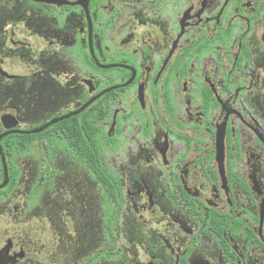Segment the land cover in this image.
Returning a JSON list of instances; mask_svg holds the SVG:
<instances>
[{"label":"flooded vegetation","instance_id":"af4514ba","mask_svg":"<svg viewBox=\"0 0 264 264\" xmlns=\"http://www.w3.org/2000/svg\"><path fill=\"white\" fill-rule=\"evenodd\" d=\"M48 1L0 0V264H264V0Z\"/></svg>","mask_w":264,"mask_h":264},{"label":"rangeland","instance_id":"374dc122","mask_svg":"<svg viewBox=\"0 0 264 264\" xmlns=\"http://www.w3.org/2000/svg\"><path fill=\"white\" fill-rule=\"evenodd\" d=\"M44 81L46 80L42 78V83ZM22 95L19 93H10V91L9 93L5 92L4 94H0V104H1V101L5 100L7 97L11 100V102H15ZM45 96H47V94L37 93L35 98H38V101H41L42 103H44ZM0 108H1V105H0ZM49 118H50V115L41 116L36 121H31L29 123H26L25 125H23L22 128L25 130L37 128L40 125L46 123L49 120ZM61 125H62L61 123H57L56 125L49 127L46 131L42 133L40 137H42V143L44 146L48 145V142L51 140L50 139L51 136L49 138L48 135H52V134L54 135L55 132H60ZM53 139L55 142L59 144L61 143L59 139H56V138H53ZM8 141L12 143L13 146L20 147L19 142H23L24 144L29 145L30 138L24 137V136H13L9 138ZM35 143L37 145L33 149L35 153L37 154V152L40 149V146H39L40 141H35ZM19 150L22 151L23 148L20 147ZM102 207L103 206H100V208ZM47 210H48L47 200L44 198L43 200H41L40 204H37V211H36V219H37L36 223L40 230L47 229L48 225L50 224L46 221V216L48 213ZM95 220L93 221L92 219L90 220V219L85 218V221L83 222L82 225L79 224L77 220L69 222V231L64 233L65 241L67 242L66 245L68 246V248L64 250V254H68V252L70 253L71 252H74V253L85 252L86 253L85 258H86L90 256V254H92V250L94 247H97L98 242H99L100 248L102 249L110 248L111 243L109 242L108 238H106L102 232V229H103L102 222H100V225H102V227H100L99 237L97 236V231L99 230V227H98V223L95 222ZM52 225H54V227L57 226V222H53ZM59 225L58 226L60 228L66 229V225L64 221H60ZM60 228H57L56 230H59ZM136 240L137 238L134 237V241ZM64 245H65V242H64ZM133 253H134V259L137 262L136 258L139 254L136 253V248H133ZM43 257H44V260H46V256H43ZM127 260H128V257L124 255H120V256H117L115 259H101L100 263L101 264H125Z\"/></svg>","mask_w":264,"mask_h":264},{"label":"water","instance_id":"95a60500","mask_svg":"<svg viewBox=\"0 0 264 264\" xmlns=\"http://www.w3.org/2000/svg\"><path fill=\"white\" fill-rule=\"evenodd\" d=\"M38 1H48V0H38ZM48 2H49V1H48ZM105 92H106V91H105ZM88 105H89V103H87L84 107H86V106H88ZM78 112H79V111H77L76 113H78ZM67 117H68V116H66V117H60V118H58V119H54V120L50 121L49 123H47L46 125H44V126L38 128V129H35V130L31 131V132H22V133H23V134H36V133H39V132L43 131L45 128H47V127H49V126H51V125H53V124H55V123H57V122H60V121H62L64 118H67ZM2 118H3V122H4L6 125H8V127H12V126H13V124H9V123H8V119H11V118H9L8 116H5V117L2 116ZM13 133H17V131H8V132H6V133L1 134V135H0V140H1L2 137L6 136V135H9V134H13ZM0 155H1V158L3 159V154H2V149H1V147H0ZM3 166H4L5 173H6V168H5V163H4V162H3ZM2 186H3V185H2Z\"/></svg>","mask_w":264,"mask_h":264},{"label":"trees","instance_id":"16d2710c","mask_svg":"<svg viewBox=\"0 0 264 264\" xmlns=\"http://www.w3.org/2000/svg\"><path fill=\"white\" fill-rule=\"evenodd\" d=\"M101 116H102V115H101ZM87 161L89 162V164H90L91 166H94V165L97 164V162H96V158L93 157V156H91L89 159H87ZM102 174H103V173H102Z\"/></svg>","mask_w":264,"mask_h":264}]
</instances>
